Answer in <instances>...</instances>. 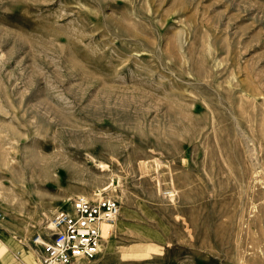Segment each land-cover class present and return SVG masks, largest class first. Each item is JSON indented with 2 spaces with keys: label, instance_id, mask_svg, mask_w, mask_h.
<instances>
[{
  "label": "rangeland",
  "instance_id": "rangeland-1",
  "mask_svg": "<svg viewBox=\"0 0 264 264\" xmlns=\"http://www.w3.org/2000/svg\"><path fill=\"white\" fill-rule=\"evenodd\" d=\"M76 197L79 264H264V0H0V264Z\"/></svg>",
  "mask_w": 264,
  "mask_h": 264
},
{
  "label": "built area",
  "instance_id": "built-area-1",
  "mask_svg": "<svg viewBox=\"0 0 264 264\" xmlns=\"http://www.w3.org/2000/svg\"><path fill=\"white\" fill-rule=\"evenodd\" d=\"M119 215L120 205L113 198H74L71 210L55 213L49 221V232L37 234L33 239L34 244L42 247L39 264L92 262L112 236ZM3 218L0 210V221Z\"/></svg>",
  "mask_w": 264,
  "mask_h": 264
},
{
  "label": "crops",
  "instance_id": "crops-1",
  "mask_svg": "<svg viewBox=\"0 0 264 264\" xmlns=\"http://www.w3.org/2000/svg\"><path fill=\"white\" fill-rule=\"evenodd\" d=\"M40 232V231H39ZM35 232L34 237L37 234H46L45 232ZM11 237L6 235V239L3 240V244L5 245V248L7 249L8 252L10 253H16L18 255H20V260L22 262L29 263L31 264L33 261L37 260L39 261V257L42 251V247L40 245L34 244L33 240H31V242H29L28 246L30 247L29 251H26L24 248H21L20 246H13L12 241H11Z\"/></svg>",
  "mask_w": 264,
  "mask_h": 264
},
{
  "label": "bare ground",
  "instance_id": "bare-ground-1",
  "mask_svg": "<svg viewBox=\"0 0 264 264\" xmlns=\"http://www.w3.org/2000/svg\"><path fill=\"white\" fill-rule=\"evenodd\" d=\"M109 229V227H106V231Z\"/></svg>",
  "mask_w": 264,
  "mask_h": 264
}]
</instances>
